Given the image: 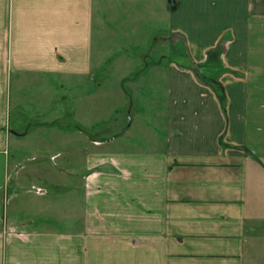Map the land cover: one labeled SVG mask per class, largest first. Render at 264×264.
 Returning <instances> with one entry per match:
<instances>
[{
	"label": "crops",
	"instance_id": "crops-1",
	"mask_svg": "<svg viewBox=\"0 0 264 264\" xmlns=\"http://www.w3.org/2000/svg\"><path fill=\"white\" fill-rule=\"evenodd\" d=\"M134 8L145 26L159 22L153 41L161 50L150 73L132 72L122 59L116 80L135 93L149 89L155 100L142 102L150 110L139 107L134 115L155 110L152 119L160 123L145 124L144 139H121L113 130L99 139L89 133L98 122L85 117L100 110L94 92L68 113L62 104L67 91L112 78L101 76L108 57L100 56V26L105 13ZM211 65L222 71L218 78L206 69ZM206 80L229 98L226 114ZM35 85L47 95L36 111L46 107L47 117L20 115L12 126L11 89L17 108L21 92ZM53 101L60 103L54 118ZM44 129V139H70L81 148L83 171L59 163L60 152L22 153L19 143L37 144L26 139H42ZM52 165L59 177L79 176L82 199L56 213L41 204L52 186L28 180L45 177ZM9 191L14 198L31 193L26 209L2 213ZM261 222L264 0H0V264H245L247 242Z\"/></svg>",
	"mask_w": 264,
	"mask_h": 264
},
{
	"label": "rangeland",
	"instance_id": "rangeland-1",
	"mask_svg": "<svg viewBox=\"0 0 264 264\" xmlns=\"http://www.w3.org/2000/svg\"><path fill=\"white\" fill-rule=\"evenodd\" d=\"M120 14L121 15L115 17L113 14L105 13V17L103 20L104 25L100 26L102 29L100 40L98 42L100 56L108 57V60L106 59L107 64L104 65V69L101 70V76L109 74L112 76V78L110 80L97 79L95 80V83L93 81L88 85L86 84L81 89V91L78 89H73V91H67V99L65 102H63L64 104H62L65 108L63 107L62 110L63 112L68 113L70 112L71 108H74V106H86L88 98H90L94 92L96 98L99 97V99H101V102L98 103L100 110L98 113H96L97 118L95 115L94 119L91 117V115H85V117L89 118L88 120H90V123L98 122L97 125H95L96 127L94 129H89V133H97L99 139H105L108 133L107 131L113 130L119 134V137L121 139H144L143 133L146 131V129H144L146 128L145 124H159L160 122H156L154 119H152L157 118L154 116L155 110L153 111V113L148 111L144 112L140 110L139 116H135L134 114L138 112L139 107L143 108L144 110H150L151 107L149 106L151 105L146 106L143 104L142 101L143 99H145L146 103H148L150 99L153 98V100H155L156 97L149 95V89L145 90L146 92L144 91L141 93H135V89L130 87L126 81H123L122 83H120V81H117L116 77L119 74L118 71H116L115 66L118 63L121 64L120 61H122V59H129L130 62L127 65L131 69H128L126 67L128 70L134 72L135 70H137V68H142L143 71L147 73L153 72V70L155 69H152V60L155 61V59L158 58L159 51L161 50L159 44L154 42L153 39L156 36L154 34L157 33V30H159L161 26L159 27V22L157 20L145 26V23L143 22V17L139 16V8H134V10L130 11L128 14L125 12L126 16L123 13ZM113 21L117 22L114 24ZM127 22L131 23L128 24ZM157 26L159 28H157ZM132 27L135 28V31H133L132 29L131 32H129ZM140 28L141 31H138ZM139 34L142 36H139V38H137ZM136 44H140V46L135 47ZM180 50V55L182 57L185 56L184 53L186 52V49L184 48L183 41L180 42ZM211 66L212 68H206L212 69L210 76H215L216 78H218V73L222 71L217 65L216 67H214V65ZM145 67H147V69L144 70ZM219 81L220 80L218 79V82ZM51 82L53 83V85L56 84L55 81ZM142 82L147 84L154 83V81L145 79H143ZM205 82L209 86L214 88L215 91L218 93V99L222 105L223 113L226 114L229 98L226 97V99H222L220 97L218 90L219 87L217 86V84L213 83V81L206 80ZM220 82H222V84L225 83L223 81ZM119 87L122 89L123 95L120 94V92L118 91ZM53 88L57 90L56 87ZM57 92L58 91H56L55 93L57 94ZM42 93H44L43 88L39 85L24 89L21 92V96L19 97V107L16 108V102H13V96L16 95V92L15 89H11L12 100L10 102L11 107L9 114L12 126L15 127V124L18 121L17 119L20 115L22 117L25 116V120H28V118L32 115H36V113H39L38 116L40 120L44 117V115L45 117H47V111H45L46 107H40V111H36V109H38L41 104H45L44 100L46 99L47 95H42ZM130 98L132 99V102L130 101ZM52 105L53 112L49 113V117L52 115V118H54V111L55 109H60V103L53 101ZM131 107L133 110H131ZM152 107L155 109L160 108L161 106H154L153 103ZM83 113L85 114L86 110H84ZM133 116H135L136 118H134L135 120L132 121V128L129 133L124 135L125 127H128L130 123L129 119ZM87 118H83V120H86ZM32 120L34 122L39 121L38 117L32 118L31 122ZM65 120L67 121L70 119L65 118ZM84 128L86 132L87 125ZM25 129L27 130V127ZM46 132H49V130L44 129L41 131L40 135L42 136V139H26L27 142L36 141L37 144H30V142L26 144L23 141L25 139H23L22 142L19 143V146L22 147V153L25 156L36 154L37 156L39 155L38 158H40V156H48L49 154L55 151L60 152L61 157L57 159L59 163L62 162L63 165L75 170L74 173H80L81 171H83L82 168L84 163L82 160V155L84 153L82 152L81 148H78L76 150V147L74 145H71L70 139H61V142L59 139H44V133ZM222 142L225 143L226 139H222ZM22 163L26 165L29 162L27 160H23ZM47 163L48 162H46L45 164ZM55 169L56 167L54 165H52V167H49L46 171L47 173H45V177H28V180L30 181H35L36 183H38L39 181L42 184L47 183L48 185L52 186V194H49L47 201L42 202L41 204H44L45 206L46 203L51 204L53 213H56L60 206L65 205L67 202L81 203L82 201V199L79 198V191H77L75 188L76 186L77 188L79 187V176L69 175L64 178L59 177L57 176ZM23 171H27V167L23 169ZM49 172H52V175L49 174ZM7 181H9V179ZM58 181H62V186H65L66 188H62L60 189V191L59 187L61 185L58 184ZM24 185L29 188V183H27V180L24 182ZM6 188L7 184H5L4 189ZM30 196L31 193H28L21 196L19 195L14 198L12 197L10 191L8 192V194L5 193L3 200L4 204L1 209L2 213L7 211L9 214H11V208H13V206H15V209L17 211L20 207H25L24 209H26V204L28 206V202H30ZM50 227H52L51 229L60 228L57 224H50ZM254 230L255 233L253 232V235L251 236V238H249V241L247 242L245 264H264V222L256 224Z\"/></svg>",
	"mask_w": 264,
	"mask_h": 264
},
{
	"label": "water",
	"instance_id": "water-1",
	"mask_svg": "<svg viewBox=\"0 0 264 264\" xmlns=\"http://www.w3.org/2000/svg\"><path fill=\"white\" fill-rule=\"evenodd\" d=\"M171 0H168V3H170Z\"/></svg>",
	"mask_w": 264,
	"mask_h": 264
}]
</instances>
